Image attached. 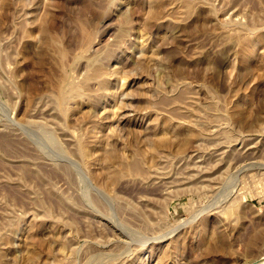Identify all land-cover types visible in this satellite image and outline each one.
I'll return each instance as SVG.
<instances>
[{
    "label": "rangeland",
    "instance_id": "rangeland-1",
    "mask_svg": "<svg viewBox=\"0 0 264 264\" xmlns=\"http://www.w3.org/2000/svg\"><path fill=\"white\" fill-rule=\"evenodd\" d=\"M263 254L264 0H0V264Z\"/></svg>",
    "mask_w": 264,
    "mask_h": 264
},
{
    "label": "bare ground",
    "instance_id": "bare-ground-1",
    "mask_svg": "<svg viewBox=\"0 0 264 264\" xmlns=\"http://www.w3.org/2000/svg\"><path fill=\"white\" fill-rule=\"evenodd\" d=\"M159 5V4H158ZM157 12H158V10H157ZM150 13H152L153 14V10L150 12ZM157 14V13H156ZM151 15V14H150ZM155 15V14H154ZM154 15H152L153 17H154ZM159 17V16H158ZM21 25V24H20ZM48 33V32H47ZM46 33V34H47ZM151 52V51H150ZM153 53V52H152ZM151 53V54H152ZM143 54V53H142ZM154 54V53H153ZM147 57L149 56V54L148 55H146ZM145 56V57H146ZM142 57V56H141ZM150 57H152V56H150ZM153 57L155 58V56L153 55ZM152 57V58H153ZM148 59H149V57H148ZM151 59V58H150ZM104 71V70H103ZM102 70H101V68L99 67V68H96V69H94V71H93V73L91 74V75H88L87 76V79H90V78H93L92 79V81H94V82H96V83H98V84H100V83H102V82H106V80H107V78L105 79V77H106V75H105V73L103 72ZM110 76V75H109ZM119 79V78H118ZM177 81V80H176ZM108 83V82H107ZM84 85H86V84H84ZM83 85H81L76 91H81L82 89H83V87H82ZM106 90H108V89H106ZM147 90V89H146ZM70 93V95L69 94H66V93H63L62 91L58 94V96H57V104L59 105V107H60V109H61V111L63 112V113H66V109H64L63 108V104L67 101V100H70V99H76V97H77V95H78V99H81V95L83 94V92H80V93H78V94H73V92L71 91V92H69ZM114 96H115V90L114 91H109L108 90V92H106V98H107V100H110V99H113L114 98ZM162 96V95H161ZM160 100H162V98L160 99ZM165 100V99H164ZM163 101V100H162ZM166 101V100H165ZM174 101H177V100H174ZM146 102V101H145ZM178 102V101H177ZM164 103V102H163ZM174 103V102H173ZM157 104V103H156ZM159 104V103H158ZM181 104V103H180ZM149 105V104H148ZM150 106V105H149ZM161 106V105H160ZM157 107V106H156ZM181 107V106H180ZM148 108V107H147ZM153 108V107H152ZM158 108V107H157ZM109 109V108H108ZM184 109V108H183ZM111 110H113V109H111ZM115 110V109H114ZM114 110H113V113L112 114H115V112H114ZM142 111V110H141ZM69 112V111H68ZM110 112V111H109ZM152 112V111H151ZM144 114V113H143ZM106 116V115H105ZM110 116H112V115H110ZM161 116V115H160ZM153 117H154V115H153ZM166 117V116H165ZM154 118H156V116L154 117ZM153 118V119H154ZM157 119V118H156ZM164 119V118H163ZM155 120V119H154ZM156 121V120H155ZM170 122V121H169ZM164 123V122H163ZM164 125V124H163ZM165 127V126H164ZM163 130V129H162ZM166 131V130H165ZM164 133V132H163ZM193 133V132H192ZM166 134V133H165ZM162 134H161V132H160V139L162 140V138H165V137H162V136H164V134L161 136ZM192 136H193V134H191ZM157 136V135H156ZM159 136H157L158 138H159ZM166 136V135H165ZM156 137V138H157ZM159 139V140H160ZM165 139H167V136H166V138ZM164 139V140H165ZM81 140V139H80ZM80 140L78 141V143H79V145H80ZM163 140V141H164ZM163 141H161V142H159V143H162ZM165 142V141H164ZM154 143H156V141L154 142ZM156 145V144H155ZM153 147H154V145H153ZM160 147V146H159ZM159 147H157L158 149H154L153 151H157L158 152V150H159ZM151 148V147H150ZM150 148H149V150H150ZM161 149V148H160ZM141 150H143V149H141ZM148 150V149H147ZM148 150V151H149ZM151 150H152V148H151ZM143 151H145V150H143ZM151 152V151H150ZM79 153L82 155V156H84V151L82 150V148H81V146H80V148H79ZM144 153V152H143ZM153 153V152H152ZM151 153V154H152ZM156 153V152H155ZM162 153V152H161ZM106 154V153H105ZM144 154H146V153H144ZM148 154V153H147ZM158 154H160V153H158ZM150 155V154H149ZM153 155H154V153H153ZM110 156V155H109ZM156 156V155H155ZM155 156L154 157H152L151 156V158H155ZM158 156V155H157ZM156 156V157H157ZM105 157V156H104ZM116 158V157H115ZM148 158H149V156H148ZM147 158V159H148ZM103 159H106V157L105 158H103ZM115 160V159H114ZM247 160V159H246ZM106 162V161H105ZM125 162H126V160H125ZM107 163V162H106ZM117 163V162H116ZM123 163V165H124V162H122ZM114 164V163H113ZM126 164V163H125ZM140 163H138V162H127V164H126V167H124V168H126L127 170H128V173L129 174H131V176H133V175H140V174H142L141 173V168L142 167H140V165H139ZM116 165V164H115ZM122 165V164H121ZM118 166V165H117ZM116 166V167H117ZM123 167V166H122ZM123 168V169H124ZM109 171V170H108ZM121 171V170H120ZM126 171V170H125ZM119 172V171H118ZM117 172V173H118ZM117 173H115V175L117 174ZM124 174H126V173H124ZM128 174V175H129ZM133 174V175H132ZM118 175V174H117ZM122 175V174H121ZM191 179V178H190ZM119 237V236H118ZM119 243V242H118ZM172 244H174V243H172ZM258 245V244H257ZM30 250H32V249H30ZM33 251V250H32ZM31 251V252H32ZM152 251H153V249L151 248L148 252H147V254L148 255H150L151 253H152ZM30 252V251H29ZM33 253V252H32ZM31 253V255H33ZM158 253V252H157ZM27 254V256H28V253H26ZM36 254H34V256H35ZM33 256V257H34ZM36 257H37V255H36ZM160 257V256H159ZM35 258V257H34ZM262 259H264V254L262 255ZM27 260V259H26ZM30 260H32V259H30ZM36 260V259H35ZM167 260V259H166ZM157 261V260H156ZM159 261V260H158ZM26 262V261H25ZM27 262H29L28 260H27ZM26 262V263H27ZM141 262V261H140ZM25 263V264H26ZM24 264V263H23ZM32 264H34V263H32ZM262 264H264V263H262Z\"/></svg>",
    "mask_w": 264,
    "mask_h": 264
}]
</instances>
